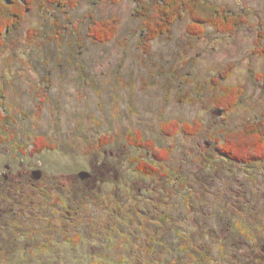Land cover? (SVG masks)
I'll use <instances>...</instances> for the list:
<instances>
[{
    "label": "rangeland",
    "instance_id": "obj_1",
    "mask_svg": "<svg viewBox=\"0 0 264 264\" xmlns=\"http://www.w3.org/2000/svg\"><path fill=\"white\" fill-rule=\"evenodd\" d=\"M208 1L247 22L196 37L176 20L148 51L136 11L155 0L27 7L0 43V264H264V162L218 149L264 122V0ZM104 20L117 29L100 44L88 31ZM213 80L240 87L233 111L211 104ZM194 120L193 135L161 130ZM134 131L171 147L161 175L135 169ZM37 136L53 148L24 153Z\"/></svg>",
    "mask_w": 264,
    "mask_h": 264
},
{
    "label": "trees",
    "instance_id": "obj_2",
    "mask_svg": "<svg viewBox=\"0 0 264 264\" xmlns=\"http://www.w3.org/2000/svg\"><path fill=\"white\" fill-rule=\"evenodd\" d=\"M51 3H57L70 7H75L78 0H47ZM35 0H0V43L6 36L15 29L28 6ZM57 7V6H56ZM61 7V5H60ZM142 10L136 11L144 25L142 44L146 51L149 50V42L163 35H170L171 27L176 20L187 19L186 30L189 35L200 37L206 27L213 29L217 33L232 34L237 28L244 25L247 20L244 16L235 14L223 6L215 5L208 0H155L153 5L145 4ZM116 21L95 22L89 28L88 36L97 43L104 44L109 42L116 34ZM260 40V39H259ZM259 40L257 44L259 45ZM259 79L264 81V71L258 74ZM227 78V73L222 75ZM221 78V79H222ZM212 81L213 90L211 104L215 108L222 109L225 112H231L239 105V99L242 94L240 87L221 85L217 87ZM6 116V115H5ZM4 117L2 120H5ZM1 121V119H0ZM172 132L169 134V129ZM201 128L198 120H194L193 125L189 123L165 122L161 124V130L165 134L174 135L180 130L182 133L193 135ZM1 131V130H0ZM222 134V143L219 144V152L229 161L238 163H260L264 162V122H247L241 129L224 130ZM126 141L132 147L145 149L147 157L134 156L132 158L135 169L145 175H161L162 162L168 161L171 147L158 148L151 140L140 136L139 131L129 132ZM46 148L52 149L53 145L43 141L37 136L33 140L32 149L21 148L28 155L41 154ZM26 150H28L26 152ZM174 251L173 247H170ZM170 262V261H169ZM18 264L20 262H17Z\"/></svg>",
    "mask_w": 264,
    "mask_h": 264
},
{
    "label": "water",
    "instance_id": "obj_3",
    "mask_svg": "<svg viewBox=\"0 0 264 264\" xmlns=\"http://www.w3.org/2000/svg\"><path fill=\"white\" fill-rule=\"evenodd\" d=\"M79 176H80V178L81 179H87V178H89V174L88 173H86V172H82V173H80L79 174ZM41 178V173L40 172H35L34 174H33V179L34 180H39Z\"/></svg>",
    "mask_w": 264,
    "mask_h": 264
},
{
    "label": "flooded vegetation",
    "instance_id": "obj_4",
    "mask_svg": "<svg viewBox=\"0 0 264 264\" xmlns=\"http://www.w3.org/2000/svg\"><path fill=\"white\" fill-rule=\"evenodd\" d=\"M23 173H24V172H23ZM33 174H34V173H32V176H33ZM4 177L7 178V175H4ZM8 180H9V179H7L6 181H8ZM36 181H37V180H36ZM4 182H5V181H4ZM49 217H52V218H51V221H50V223H51V222H52V219H53V214L51 213ZM51 228H52V226L49 227L50 231L52 232V229H51ZM3 234H4V233H3ZM0 240H1V239H0Z\"/></svg>",
    "mask_w": 264,
    "mask_h": 264
}]
</instances>
